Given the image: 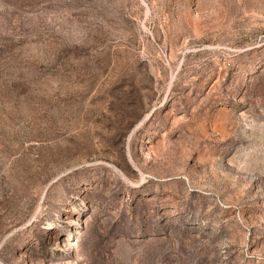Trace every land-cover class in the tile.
Masks as SVG:
<instances>
[{"label": "rangeland", "instance_id": "1", "mask_svg": "<svg viewBox=\"0 0 264 264\" xmlns=\"http://www.w3.org/2000/svg\"><path fill=\"white\" fill-rule=\"evenodd\" d=\"M0 264H264V0H0Z\"/></svg>", "mask_w": 264, "mask_h": 264}]
</instances>
